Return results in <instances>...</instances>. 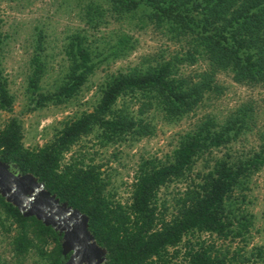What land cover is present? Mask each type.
Wrapping results in <instances>:
<instances>
[{"label": "trees", "instance_id": "16d2710c", "mask_svg": "<svg viewBox=\"0 0 264 264\" xmlns=\"http://www.w3.org/2000/svg\"><path fill=\"white\" fill-rule=\"evenodd\" d=\"M105 1L115 14L134 15L160 28L168 39L184 41L186 54L110 75L99 86L93 109L63 120L42 145L25 146L21 122L10 117L0 127V160L15 162L61 202L86 214L88 229L106 249L105 264H179L177 259L180 264H264L261 247L247 250L253 216L246 205L252 177L264 168V132L255 131L258 149L243 153L233 148L254 131V103L237 106L219 123L207 115L181 134L164 158H141L124 201L108 189L109 177L99 164L86 163L80 153L65 160L91 134L101 146L150 135V122L142 114L151 109L167 123L179 122L221 94L219 72L241 85L264 89V0ZM68 41V70L53 91L43 93L38 91L42 37L37 36L28 86L32 109L70 101L94 73L97 64L84 37L74 33ZM199 59L206 68L196 79L179 74L178 64ZM126 97L139 103L137 112L125 106ZM13 101L6 79L0 77V109L10 111ZM170 185L175 190L166 199L160 191ZM0 225L9 232L16 257L35 250L43 264H64L58 232L23 216L2 196ZM204 233L207 239L201 237ZM233 242L238 246L230 251Z\"/></svg>", "mask_w": 264, "mask_h": 264}, {"label": "rangeland", "instance_id": "374dc122", "mask_svg": "<svg viewBox=\"0 0 264 264\" xmlns=\"http://www.w3.org/2000/svg\"><path fill=\"white\" fill-rule=\"evenodd\" d=\"M133 16L115 14L109 10L105 0H0V77L6 79L14 98L10 111L0 109V127L10 117H16L22 125L24 145H42L53 137L63 120L93 109L100 95L99 86L110 75L155 65L176 54H186L188 48L184 41L168 39L160 28L143 24L139 17ZM74 33L84 37L92 52L97 64L94 73L83 90L70 101L32 109V93L28 86L37 36L42 37V48L38 50L43 68L38 91L47 93L62 82L68 70L65 48ZM178 65L179 74L187 79H196L198 73L206 68L203 59ZM216 81L221 87V94L206 101L196 112L179 122L167 123L159 111L151 109L142 114L150 122L153 130L150 135L122 144L101 146L91 134L82 137L72 151L65 154V160L80 153L86 163L99 164L102 172L109 177L108 189L124 201L141 158H164L176 145L179 136L192 129L199 120L211 115L216 122H222L237 106L248 102L256 105L254 131L248 132L233 148L243 150V153L258 149L255 131L264 132V89L236 83L230 74L224 72L216 75ZM138 105L135 98H125V106L132 112L138 111ZM200 167L201 163H198L197 168ZM174 190L172 185L163 187L160 195L171 199ZM246 193V205L253 216L252 238L247 250L251 246H259L264 256V168L254 174ZM201 237L208 238L205 233ZM10 239L9 232L0 225L1 261L6 264H43L35 250L16 257ZM220 243L219 240L216 245ZM237 246L238 243L233 242L228 249L232 251ZM177 262L180 264L179 259Z\"/></svg>", "mask_w": 264, "mask_h": 264}, {"label": "water", "instance_id": "95a60500", "mask_svg": "<svg viewBox=\"0 0 264 264\" xmlns=\"http://www.w3.org/2000/svg\"><path fill=\"white\" fill-rule=\"evenodd\" d=\"M0 196L25 216H33L61 235L64 264H105L106 249L88 229V216L60 201L33 174L22 173L12 161L0 160Z\"/></svg>", "mask_w": 264, "mask_h": 264}, {"label": "flooded vegetation", "instance_id": "af4514ba", "mask_svg": "<svg viewBox=\"0 0 264 264\" xmlns=\"http://www.w3.org/2000/svg\"><path fill=\"white\" fill-rule=\"evenodd\" d=\"M59 235H60V234H59ZM60 236H61V235H60ZM66 257L68 258V255H67ZM67 258H66V259H67Z\"/></svg>", "mask_w": 264, "mask_h": 264}]
</instances>
